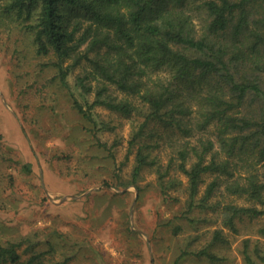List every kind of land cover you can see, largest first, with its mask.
Here are the masks:
<instances>
[{
  "label": "trees",
  "instance_id": "obj_1",
  "mask_svg": "<svg viewBox=\"0 0 264 264\" xmlns=\"http://www.w3.org/2000/svg\"><path fill=\"white\" fill-rule=\"evenodd\" d=\"M7 20L30 34L37 56L52 55L41 67L54 66L64 86L76 66L86 65L76 85L83 93L94 90L93 101L82 103L70 93L83 119L95 126L96 106L125 116L140 113L143 120L129 141L138 144L132 182L143 167H154L166 200L177 198L167 194L163 166L150 154L161 144L141 139L153 137L146 130L152 122L172 129L163 141L168 164L186 175L189 190L179 218L192 222L188 213L207 209L217 192L260 206L225 203L221 219L230 229L236 218L264 215V0H0V22ZM108 86L123 96H113ZM248 100L258 106L245 109ZM22 169L30 172L31 164ZM206 175L213 179L196 200ZM181 229L173 224V233ZM258 233L264 237V227ZM213 239L223 241L218 231ZM258 240L244 241L245 264H264ZM19 246L0 244V264H20ZM209 248L182 250L173 264L188 255L220 260ZM44 253L33 251L23 264H46Z\"/></svg>",
  "mask_w": 264,
  "mask_h": 264
},
{
  "label": "rangeland",
  "instance_id": "obj_2",
  "mask_svg": "<svg viewBox=\"0 0 264 264\" xmlns=\"http://www.w3.org/2000/svg\"><path fill=\"white\" fill-rule=\"evenodd\" d=\"M4 23L0 22V244L7 240L20 243V264L33 251H45L46 264H60L74 254L75 242L78 249L94 240L108 242L109 253L102 263L83 249L67 264H173L182 250L196 251L205 245L220 260L188 255L180 264H245L244 241L259 239L264 244L258 233L264 227V215L236 218L234 229L223 225L227 202L260 207L244 197L217 192L207 209L188 213L192 222L178 217L189 199L188 178L168 164L170 153L163 141L173 131L161 123H150L146 130L151 129L153 137L144 134L141 140L153 145L160 142L161 147L150 154L157 155L163 166L167 194L177 199H164L154 167H143L132 182L138 144L130 146L129 141L143 120L140 113L125 116L96 106V125L83 119L72 106L70 93L82 103L93 101L94 90L83 93L76 85L86 65L76 66L67 75L69 87L64 86L54 66L41 67L53 60L52 55L37 56L30 34L9 20ZM91 85L95 87L94 81ZM108 88L113 96H123L115 87ZM257 106V101L248 100L245 109ZM29 161L30 172H25L22 164ZM212 179L211 175L203 177L196 200ZM61 188L76 196L66 208L73 224L60 219ZM175 223L182 228L177 233H173ZM103 224L111 228L109 234ZM100 226L101 232L94 234ZM216 231L223 241L213 239ZM116 242L123 243L120 253Z\"/></svg>",
  "mask_w": 264,
  "mask_h": 264
},
{
  "label": "crops",
  "instance_id": "obj_3",
  "mask_svg": "<svg viewBox=\"0 0 264 264\" xmlns=\"http://www.w3.org/2000/svg\"><path fill=\"white\" fill-rule=\"evenodd\" d=\"M30 163V161H29ZM52 191V188L49 190V192ZM57 192V191H55ZM69 193V194H67ZM73 193V194H70ZM86 197V196H85ZM83 197V200H85ZM76 198V196L74 195V191H67L65 192L64 190H62V188L60 189V219L62 222L64 221H69V223L74 222L75 220H73L74 218L68 215V213H66V208H68V206L70 205V201L74 200ZM73 224V223H72ZM104 230L107 232V234H109L108 230H110L111 228L106 226L105 224H103ZM75 226V225H74ZM102 230V227L100 226V228H95L94 229V234H99ZM60 231H64L63 228L60 229ZM98 231V232H97ZM65 232V231H64ZM104 234V232H102ZM65 234V233H64ZM73 234V233H71ZM104 242V241H103ZM78 243V242H77ZM90 244H87V246H83L82 244H80L79 246V250L75 249L74 250V255L72 258H75L77 256H79V253L83 250V249H88L89 252L93 255V258L95 257L96 261L101 262L100 260L103 258V256H105L106 254H108V245L106 243L108 242H104V243H99L98 244V240H94V241H89ZM122 242H116V249L117 251L120 253L121 249H122ZM92 248H94V250H91ZM102 263V262H101Z\"/></svg>",
  "mask_w": 264,
  "mask_h": 264
}]
</instances>
